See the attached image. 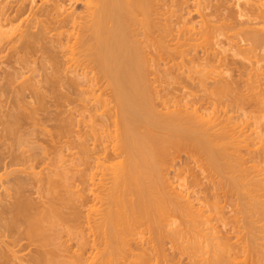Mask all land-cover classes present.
I'll return each mask as SVG.
<instances>
[{
    "label": "bare ground",
    "instance_id": "bare-ground-1",
    "mask_svg": "<svg viewBox=\"0 0 264 264\" xmlns=\"http://www.w3.org/2000/svg\"><path fill=\"white\" fill-rule=\"evenodd\" d=\"M263 170L264 0H0V264H264Z\"/></svg>",
    "mask_w": 264,
    "mask_h": 264
},
{
    "label": "rangeland",
    "instance_id": "rangeland-1",
    "mask_svg": "<svg viewBox=\"0 0 264 264\" xmlns=\"http://www.w3.org/2000/svg\"><path fill=\"white\" fill-rule=\"evenodd\" d=\"M230 4L232 5V3H230ZM193 16L195 17V16H197V15H196L195 13H193ZM197 21H198V20H197ZM171 87H172V86H171ZM171 87H170V89H173V88H171ZM174 87H175V86H174ZM176 87H177V86H176ZM179 95H180V94H179ZM250 122H251V123H249V124H253V120L250 121ZM247 124H248V122H247ZM247 124H246V125L243 124V128H245L246 126H249V124H248V125H247ZM251 127H252V126H251ZM246 129H248V127H247ZM254 129H255V127H254ZM251 130H253V129H251ZM245 131H247V130H245ZM260 146H261V145H257V146H255L254 148L250 147V148H251L250 150H251V151L254 150V149L256 150V149H257L256 147H258V149H259ZM247 149H248V148H247ZM244 151H246V148L244 149ZM246 152H247V151H246ZM67 154H69V153H67ZM243 154H244V153H243ZM249 155H250V154H249ZM245 156H246V155H245ZM183 158H185L184 155H183L182 159H183ZM246 158H249V156H248V157L246 156ZM177 162H178L177 165L179 166V165H180V164H179L180 160H178ZM178 166H177V167H178ZM262 173H264V170H263ZM262 176H263V177H262ZM259 177H260V176H259ZM259 177H258V178H259ZM260 178H261V179H264V174H262ZM219 179H220V178H219ZM219 179H218V180H219ZM221 179H222V178H221ZM221 179H220V180H221ZM220 180H219V181H220ZM224 181H225V180L223 179V182H224ZM223 184H224V183H223ZM224 191H225V189H224ZM221 192H222V191H221ZM221 192L219 191V193H221ZM227 194H228V195L230 194V195H229L230 198H229L228 196H227V197H228V199L231 200V199L233 198V197L231 196V193H227ZM227 194H225V196H224V194L221 195V196H222V197H221V201L223 200V203L221 202V203L219 204V208L222 207V206L224 207V205H226V204H227L226 206H230V207H226V206H225V207H226V208L224 207L225 210H224L223 208H221V209H223L222 211H221V209H220L221 212L218 211V210H219V208H218V209L214 210V212H211V214L213 213L212 216H211V214L209 213V214H210L209 216H211L212 218H213V217L215 218V219H214V223H216V225H215L214 223H212V225H211L210 227H212V226H219V225L217 224L218 221H217L216 219H218V217H220V216H223V217L226 216V217H224V219L226 220V222L229 221L230 223H232L234 217L237 216L238 214H240V215H238L237 217H238V218L241 217L240 220H242V221H241L242 223H240V226H243V224H244L243 219H244V218L242 217V215L244 216L245 214H244L243 212H242V213H243V214H242V213L240 212V210H239V206L241 205V203L243 204V201H239V202H241L240 205H239V203L236 205V203L238 202V200H240V196H238V200L236 201L237 195L234 196V194H232L235 198H234L233 200H231V203L233 204V203L235 202V204H233V205H235L236 207H235V206H232L231 203H227V202H229V200L227 201V197H226ZM225 197H226V198H225ZM223 198H224V199H223ZM241 199H242V198H241ZM225 200H226V201H225ZM232 201H233V202H232ZM224 202H226V203L224 204ZM228 204H229V205H228ZM230 204H231V205H230ZM220 205H221V206H220ZM238 205H239V206H238ZM233 207H234V209H233ZM236 208H237V209H236ZM231 210H232V211H231ZM234 210H236V211H234ZM224 211H225V214H222V213H224ZM237 211H239V213H238ZM235 212H236V213H235ZM215 213L217 214V218H216V216H214V215H216ZM219 213H220V216H218ZM233 213H234L235 215H234ZM221 214H222V215H221ZM226 214H228V215H226ZM232 214H233V215H232ZM241 214H242V215H241ZM207 216H208V214H207ZM232 216H233V217H232ZM239 216H240V217H239ZM237 217H235V218H237ZM221 218H222V217H221ZM227 218H228V221H227ZM230 218H231V219H230ZM246 222H247V221H246ZM259 222H260V224H258V222L255 224V225H256L255 228H256L257 225H258V227H257V232H258V233L256 232V234H257V236H258V237L256 236L257 239H258V238L261 239V237H264V231L262 232V229H264V221H263V222H262V221H259ZM213 224H214V225H213ZM219 224H220V223H219ZM232 224H233V223H232ZM232 224H231V225H232ZM231 225L229 226V228H232ZM262 225H263V227H262ZM260 226H261L262 228H261ZM259 227H260L261 229H260ZM205 228H206V227H204L203 229H205ZM206 229H207V228H206ZM206 229H205V230H206ZM242 229H243V230H241V231H243V232L241 233V235H242V237H243L244 235L248 234V232L244 231V229L247 230V227H246V228L244 227V228H242ZM258 229L261 231L260 233H259ZM206 231H207V230H206ZM206 231H204V233H208V231H207V232H206ZM247 231H248V230H247ZM244 232H245V233H244ZM204 233H202V234H204ZM246 236H247V235H246ZM246 236H244L243 239H247L249 235H248L247 237H246ZM259 236H260V237H259ZM249 237H251V236H249ZM235 238H237V237L235 236ZM239 239H241V238H239ZM239 239L237 238V240H239ZM259 239H258V241H259ZM234 240H235V239H234ZM235 241H236V240H235ZM235 241H234V242H235ZM240 241H241V240H240ZM243 241H244V240H243ZM258 241H257V242H258ZM258 243H259V242H258ZM260 243H261V245L264 244V238L261 239ZM260 243H259V247H260L261 249H263V246H264V245H263V246H260ZM262 243H263V244H262ZM167 245H168V246L166 247V249H167V250H166V251H167V254H166V255L169 254V256H170V254L172 255V254L175 253V252H174V249L177 250V248H174V249H173V248H172L173 246L171 247V245H169V244H167ZM185 245H186V244H185ZM185 245H184V246H185ZM182 247H183V246H182ZM189 247H190V246H189ZM169 256H168V259H169ZM170 257H171V256H170ZM172 257H173V255H172ZM171 259H172V258H171ZM177 259H178V258H177ZM169 260H170V259H169ZM171 261H172V260H170L169 264H174V263L177 262V261H176V262L174 261V263H171ZM165 262L168 264L167 261H165ZM172 262H173V261H172ZM161 263H162V262H161ZM166 263H165V264H166ZM163 264H164V263H163Z\"/></svg>",
    "mask_w": 264,
    "mask_h": 264
}]
</instances>
